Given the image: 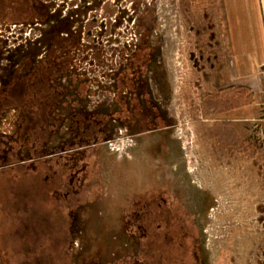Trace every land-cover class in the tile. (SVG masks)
<instances>
[{"label":"rangeland","instance_id":"374dc122","mask_svg":"<svg viewBox=\"0 0 264 264\" xmlns=\"http://www.w3.org/2000/svg\"><path fill=\"white\" fill-rule=\"evenodd\" d=\"M65 39L70 52L62 51ZM49 52L70 56L71 75L62 72L57 78L62 86L73 87V76L89 81L85 116L95 119L100 112L107 113L102 115L105 138L101 147L74 148L52 157L54 146L63 147L71 130L62 100L50 111L63 121L51 135L43 160L27 157L21 173L11 167L0 175L1 195L13 191L23 196L8 204L0 198V264H26L31 238L23 234L36 228L51 232L44 240L62 247L66 264H91L95 243L98 259L105 261L113 256L111 240L105 241L107 236L100 230L108 229L111 220L118 222L109 228L117 233L114 254L118 252L120 264L127 260L125 232L117 231L124 223L120 220L125 204L113 198L126 191L127 168L140 157L143 143L137 136L140 130L131 131L112 119L115 79L123 71L144 84L150 100L162 104L166 128L151 133L160 134L167 157L175 152L174 169L202 201L203 261L264 264V146L250 142L251 136L261 133L264 121L247 126L236 112L231 120V115L219 113L227 108L226 102L213 101L228 86L229 45L222 0H0V91L16 76L31 74L30 68L22 67L24 57L35 53L34 64H46ZM137 53L148 57L146 68L128 66ZM143 68L142 75L137 73ZM123 93L130 99L131 91ZM221 95L227 97L225 92ZM140 99L145 102L144 95ZM84 122L89 127V121ZM18 129L14 109L0 116V136L16 139ZM29 149L25 144L21 155ZM54 170L59 175L52 184L48 172ZM64 170L69 171L68 177ZM71 177L84 184L80 203H71L72 195H65L63 187ZM36 209L41 219H36ZM61 231L69 235L66 242ZM83 251L81 259L78 253Z\"/></svg>","mask_w":264,"mask_h":264},{"label":"flooded vegetation","instance_id":"af4514ba","mask_svg":"<svg viewBox=\"0 0 264 264\" xmlns=\"http://www.w3.org/2000/svg\"><path fill=\"white\" fill-rule=\"evenodd\" d=\"M35 10L37 11L36 8ZM71 40L73 41V39ZM65 41L66 46L68 39ZM64 42H62V51L67 48L66 52H70L71 47H64ZM76 42L78 41L76 40ZM52 43L57 45V42ZM34 55L35 53H32L30 57L22 59V67L24 64L26 69L30 68L31 74L25 78L15 77L14 74L15 78L13 77L14 79L0 91L5 98L4 106H1L0 99V116L3 117L7 110L14 109L18 114L19 123L16 139L0 136V175L11 167H14V173H21L27 157L34 162L43 160L45 151L51 147L48 143L51 135L62 125L63 120H56L50 115L51 110L60 106L61 100L63 108L67 109L66 111L69 113L66 121L68 124L70 123L71 134H69V139L63 143V147L54 146L50 152L52 157L74 148L89 149L96 145L101 147L102 139L105 138L102 115L105 117L107 113L100 112L95 115V119L85 116L87 113L84 109L89 81L79 80L77 76H73L71 81L73 87L68 89L66 86H62L57 79L62 72L71 75V71H68L70 56H66L67 58L63 55L56 57V54L49 52L48 57L44 59L47 63L42 62L39 65V63L34 64ZM17 58H21V56ZM135 64L138 67L145 66L144 68H146L148 57L137 53L128 66H135ZM144 68L139 69L137 73L142 75ZM139 82L140 80L138 78L134 80L129 72L123 71L116 75L115 105L111 112L113 120L128 125L131 131L140 130L141 133L137 136L143 143L140 157L133 160L127 168L126 191L116 194L113 198L114 202L122 201L125 204V214L120 220L124 223L120 225L122 229L117 228V231L125 232L128 241L127 260L121 264H206L202 259L203 249L201 248L202 201L194 194L192 186L182 179L180 172L174 169L175 152L167 157L164 153L165 147L160 145V134L151 133L157 129L163 131L167 122L162 111V104L150 100L144 84ZM134 83H136V88L135 85L133 86ZM85 84H87L86 87ZM125 89L131 91L130 99L123 93ZM140 95L145 96V102L140 101ZM209 97L211 98V96ZM68 108L71 109V112L68 111ZM86 119L89 121V127H85L84 120ZM74 127H77V131L73 129ZM98 127L100 128L98 129ZM96 142L98 144H95ZM25 144H29L30 149L27 151L28 154L23 157L21 152ZM33 170L36 171V169ZM48 174L53 177L51 183L54 184L59 172L56 176L55 170L49 171ZM65 174L68 177L70 173L64 170ZM46 177L48 178V175ZM95 181L99 184L101 180L96 179ZM83 185L71 177L66 186H62L65 191L67 190L66 197L69 198L72 195L71 203H80V200L83 199L82 197L85 196V194L83 195ZM21 187L19 184V190ZM47 188H49L48 185H46ZM14 189L16 190L15 187ZM12 193L4 192V194H0V198L6 199V204L11 200L16 201L17 198L20 200L23 198L20 192L12 191ZM35 193L33 194L37 195ZM44 199L46 200V198ZM35 213L36 219H41L43 216L41 212L38 213V209L35 210ZM15 216L17 215L15 214ZM78 219V216L74 215L73 220L78 222ZM113 221L110 222L115 228L116 225L118 226V222ZM70 224H72V220L69 222ZM110 224H108L109 228ZM109 228L101 229L100 234L107 236L104 238L105 241L110 237V249L113 256L103 258L105 261L99 260L100 256H97L96 251L99 247L98 243H95L91 247V250L95 249L92 252L94 259L90 262L91 264H120L117 261L118 252L114 254L115 251H113V248L118 249V246H115L118 244L117 233L116 230L115 233L110 232ZM49 232L36 229L23 234L25 238L28 236L31 238V244L27 246L29 258L26 264H66L63 262L62 247L57 249L54 245L48 244L49 241L44 240V238L50 237ZM61 233L62 241L68 239L69 235H66L64 231ZM114 236L116 239L113 241ZM78 254L79 258L83 259L84 251Z\"/></svg>","mask_w":264,"mask_h":264},{"label":"crops","instance_id":"0c3cea01","mask_svg":"<svg viewBox=\"0 0 264 264\" xmlns=\"http://www.w3.org/2000/svg\"><path fill=\"white\" fill-rule=\"evenodd\" d=\"M222 5L229 45L228 86L213 101L228 105L219 113L233 120L236 112L245 125L255 126L264 121V0H222ZM224 92L227 97L221 95ZM260 131L250 142L264 146V126Z\"/></svg>","mask_w":264,"mask_h":264},{"label":"trees","instance_id":"16d2710c","mask_svg":"<svg viewBox=\"0 0 264 264\" xmlns=\"http://www.w3.org/2000/svg\"><path fill=\"white\" fill-rule=\"evenodd\" d=\"M4 102H5V98L3 97V95L1 94V106H4ZM40 224H42V222L39 220ZM39 225V224H38ZM38 229L39 231H42V228L39 229V228H36Z\"/></svg>","mask_w":264,"mask_h":264},{"label":"bare ground","instance_id":"6f19581e","mask_svg":"<svg viewBox=\"0 0 264 264\" xmlns=\"http://www.w3.org/2000/svg\"><path fill=\"white\" fill-rule=\"evenodd\" d=\"M3 176H4V175H3ZM3 201H4V200H3ZM1 211H2V210H1ZM3 216H4V215H3ZM10 226H12V223H11V225H10ZM59 249H60V248H59ZM37 250H38V249H37ZM57 256H58V255H57ZM57 256H56V257H57ZM15 261H16V260H15Z\"/></svg>","mask_w":264,"mask_h":264}]
</instances>
